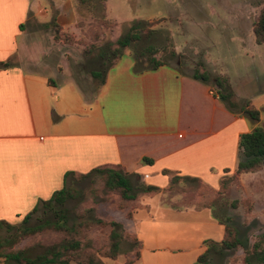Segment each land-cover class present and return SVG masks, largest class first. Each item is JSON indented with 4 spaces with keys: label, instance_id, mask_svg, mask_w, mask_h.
<instances>
[{
    "label": "crops",
    "instance_id": "1",
    "mask_svg": "<svg viewBox=\"0 0 264 264\" xmlns=\"http://www.w3.org/2000/svg\"><path fill=\"white\" fill-rule=\"evenodd\" d=\"M48 1L0 0V61H9L0 65V219L12 223L36 205L27 223L38 222L53 214L41 200L62 185L66 170L118 164L131 180L160 189L141 193L123 224L139 241L137 255L126 262L122 254L111 264H200L198 254L218 244L224 221L209 205L164 197V188L170 175L218 186L221 173L235 170L239 134L264 127V41L255 42L251 29L259 8L244 2L245 14L231 17L234 37L224 43L249 54L259 72L235 69L233 79L220 55L204 53L202 60L211 75L226 77L236 100L258 109V119L251 120L227 105L212 80L195 78L191 70L169 63L134 71L128 47L96 92L86 91L62 50L69 43L54 39L49 25L53 14L62 15L53 21L71 31L74 0ZM262 168L240 171L237 178L250 181ZM67 177L73 176H65V184Z\"/></svg>",
    "mask_w": 264,
    "mask_h": 264
},
{
    "label": "rangeland",
    "instance_id": "2",
    "mask_svg": "<svg viewBox=\"0 0 264 264\" xmlns=\"http://www.w3.org/2000/svg\"><path fill=\"white\" fill-rule=\"evenodd\" d=\"M250 1L256 4L254 10L257 12L261 0ZM244 2L247 0H74V28L65 31L71 33L74 40L83 38L89 41L90 37L97 36V42L106 45L127 27L131 19L148 20L154 30L149 37L141 32L138 47L151 42L159 49L156 55L160 58L167 55L162 47H180L179 56L170 58L169 62L178 65L181 61L179 68L185 71L191 70L195 61L204 60V53L212 59L218 54L234 79L235 69L248 74L261 70L257 62L250 59L249 54L244 56L238 51L236 44H224L228 37L229 42L234 37L230 28L231 17L245 14ZM231 5H238L240 11H227ZM101 13L114 19L103 16L111 23L104 25V28L96 26L94 29L92 18H99ZM55 18L60 21L63 16L52 15L49 19L52 29L55 28ZM67 43L69 45H63L62 50L70 56L71 72L89 92L98 81V77L92 78L89 75V68L103 67L108 62L107 55L104 53L94 58L93 55L98 51L96 48L84 53L79 42ZM207 68L209 69L208 66ZM249 180L242 183L237 178V173L226 171L221 173L216 187L198 179L177 176L164 188V197H173L177 202L193 203L196 206L209 205L217 217L237 228L243 247L238 245L222 249L215 244L209 247L207 259L200 264H262L260 254L264 253V238L261 236L264 230V168ZM131 181H134L133 177ZM66 185L73 190L72 196L64 202L69 209L68 222L76 218L74 212L80 213L83 208L90 206L87 216L115 219L126 233L132 235L123 224L127 221L126 216L139 204L137 199L141 193L134 199L122 200L115 190L103 185L100 176L92 173L83 177H67ZM19 219L12 223L17 224ZM109 227L93 225L82 231L79 236L81 248L96 253L102 260L107 258L102 255V251L107 244ZM3 235L5 230L0 229V237ZM60 237L59 232L47 229L22 237L12 248H24L29 254H34L41 251L44 245L57 242ZM135 249V243L130 238H125L119 243L120 253L117 259H106L105 264L118 263L122 254L125 259L130 258Z\"/></svg>",
    "mask_w": 264,
    "mask_h": 264
},
{
    "label": "trees",
    "instance_id": "3",
    "mask_svg": "<svg viewBox=\"0 0 264 264\" xmlns=\"http://www.w3.org/2000/svg\"><path fill=\"white\" fill-rule=\"evenodd\" d=\"M84 1V0H79ZM103 13L99 18L93 17L94 29L96 26L110 24L109 20L105 19ZM151 23L143 19H131L127 27L110 40L106 45H101L97 42L98 37H90L89 41L85 39H73V35L65 30H61L60 26L55 23L53 32L54 39L62 42H79L82 44L84 53H89L93 49H97L94 58L102 54L107 55L108 62L101 68H89V75L98 77L97 84L91 89V92H96L99 84L103 81V76L108 67L118 58L124 47L130 48L133 58L132 69L140 71L147 68H154L159 64H169V59L179 56V53L173 47H162V51L167 52L165 58L157 57L159 51L157 46L151 42H147L142 47H138V41L141 37V32L145 37H149L154 30L150 27ZM251 29L254 36V41L260 43L264 41V0H261V5L251 23ZM102 29H100L101 31ZM179 60V59H178ZM9 61H0L1 66H6ZM181 61L176 66L179 67ZM191 76L203 81L212 80L219 90V96L227 103L230 108L239 109L246 117L251 120H257L259 116L258 109L252 106L248 100L239 102L236 100L232 92L227 87V80L224 75H211L206 69L202 60H197L191 66ZM238 159L234 173L240 171H252L264 166V127L253 126L250 130L241 132L238 137ZM149 160V159H145ZM162 172H170L167 169H162ZM100 176L104 186L115 190L122 200L134 199L138 194L143 192H156L160 188L157 185L144 183L136 179L131 181L128 173L124 172L118 164L108 166L96 165L87 171L74 173L71 170H66L63 174L62 185L53 190L48 198L41 200V205L52 211V215L44 216L38 222L33 224L27 223V218L30 213L36 208L33 205L30 210L25 212L17 225L10 223L4 219H0V226H4L7 234L0 237V260L3 264H104L103 260L94 252L83 250L81 248L79 236L80 233L93 225H109L107 232V244L102 251V255L107 257H115L120 252L119 243L125 238H130L135 243L134 255H137L139 241L135 236L129 235L123 230L122 225L114 219H104L98 216H87V212L91 210L90 206L82 209V212H74L76 217L71 222H68L69 209L63 205L64 200L73 194L72 187L65 184V176L70 174L73 177H83L91 174ZM177 176H168L171 182ZM181 177V176H179ZM16 226V228H14ZM54 230L61 234L60 239L52 244L44 245L43 249L37 253L29 254L24 248H12V245L24 236L39 233L43 230ZM130 236V237H129ZM264 238V230L261 234ZM220 248L230 249L238 245L243 247L241 240L237 234V228L231 224L224 222V232L219 240ZM209 245L197 256L196 261L201 262L207 259ZM132 256V257H133ZM126 258L128 262L132 259ZM260 261L264 264V253L260 254Z\"/></svg>",
    "mask_w": 264,
    "mask_h": 264
}]
</instances>
